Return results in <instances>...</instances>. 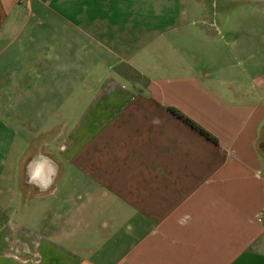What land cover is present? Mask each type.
<instances>
[{
	"label": "crops",
	"instance_id": "1",
	"mask_svg": "<svg viewBox=\"0 0 264 264\" xmlns=\"http://www.w3.org/2000/svg\"><path fill=\"white\" fill-rule=\"evenodd\" d=\"M111 1L0 0V264H264L263 30L233 41L241 62L106 81L65 141L5 136L4 97L54 94L44 38L61 22L100 60Z\"/></svg>",
	"mask_w": 264,
	"mask_h": 264
},
{
	"label": "rangeland",
	"instance_id": "2",
	"mask_svg": "<svg viewBox=\"0 0 264 264\" xmlns=\"http://www.w3.org/2000/svg\"><path fill=\"white\" fill-rule=\"evenodd\" d=\"M104 8L107 14L115 12L117 26L106 40L95 38L104 43L92 44L100 51L96 54L100 60L88 52L84 35L73 32L75 41L67 40L61 22L53 37L44 38L54 45L61 62L54 69V94L9 96V101L4 97L3 117L8 122L4 133L10 140L27 136V146H35V128L41 125L44 132L57 127L52 136L65 141L106 81L123 83L132 92L144 76L178 73L182 64L205 68L211 63L241 62L244 57L236 61L230 53L233 41H243L244 31H264V0H113ZM72 23L71 32L84 27L82 22ZM119 72L124 73L121 79ZM46 135L41 139H51ZM261 151L264 155V142Z\"/></svg>",
	"mask_w": 264,
	"mask_h": 264
},
{
	"label": "trees",
	"instance_id": "3",
	"mask_svg": "<svg viewBox=\"0 0 264 264\" xmlns=\"http://www.w3.org/2000/svg\"><path fill=\"white\" fill-rule=\"evenodd\" d=\"M176 117H178L180 120L185 122L187 125H189L192 129H194L196 132L200 133L202 136H204L206 139L210 140L211 142L217 144V141L214 137H212L208 132H206L204 129L200 128L196 124H194L192 121H190L188 118L178 114L175 111H171Z\"/></svg>",
	"mask_w": 264,
	"mask_h": 264
},
{
	"label": "clouds",
	"instance_id": "4",
	"mask_svg": "<svg viewBox=\"0 0 264 264\" xmlns=\"http://www.w3.org/2000/svg\"><path fill=\"white\" fill-rule=\"evenodd\" d=\"M39 176H40V172L39 171H37L34 175L30 173L29 174V183L36 184L37 187H40L43 190L44 188L47 187V185H41V184H37L36 183V180H37V178Z\"/></svg>",
	"mask_w": 264,
	"mask_h": 264
}]
</instances>
